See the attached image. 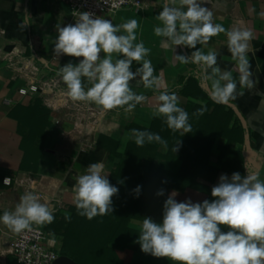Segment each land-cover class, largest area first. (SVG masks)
<instances>
[{
	"label": "crops",
	"instance_id": "1",
	"mask_svg": "<svg viewBox=\"0 0 264 264\" xmlns=\"http://www.w3.org/2000/svg\"><path fill=\"white\" fill-rule=\"evenodd\" d=\"M164 2L144 0L140 9L124 8L111 16L112 23L117 26L136 19L138 27L134 43L143 42L150 49L145 58L151 61L155 82L145 86L139 75L129 82L132 91L144 95L145 100L130 112L125 108L104 110L93 103L102 112L97 113L94 120H89L88 127L78 128L65 116L56 123L55 118L62 116V112L47 107L39 96L23 95L18 91L27 81L33 80L35 74L55 76L62 66L68 63L77 65L82 59L63 54L57 56L54 52V41L58 36L55 25L59 22L61 26L75 24L69 6L61 0H0V216L5 210L13 211L26 192L37 194L54 215L52 223L39 226L46 231L51 243L62 249L65 227L69 222L65 216L71 215L75 205L72 189L76 177L85 174L93 163H103L107 178L115 168L109 152L96 143L99 134L114 138L118 143L117 150L127 157L126 146L129 140L135 139L132 130L148 127L153 121L165 118L155 114L161 92L175 93L178 106L191 114L193 122L204 121L212 112L213 103L205 108L209 98L195 85L185 82L188 77L199 76L202 88L212 97V80L205 79L199 65L177 59V55L191 57L197 49L205 54L210 49L215 50L216 66L232 72L237 88L235 98L226 102V109H234L231 123L237 121L242 125L244 141L231 143L216 134L209 149L185 146L183 154L167 164L171 177L162 183L160 190L164 194L157 201L164 203L173 191L178 193L177 202L188 199L193 203L206 199L212 201L211 189L219 183L220 176L231 178L234 172L246 176L248 170L264 180V0H197L201 7L212 12L214 24H221L225 29L243 28L252 32L246 53L251 74L243 85L240 83L241 73L236 70L237 61L233 60L227 47L226 33L212 37L206 46L197 44V49L175 46L167 38L155 34L154 29L163 26L157 16L163 10ZM174 6L180 5L177 2ZM120 34L126 33L121 30ZM100 55L103 58L104 54ZM114 56L118 57V54ZM142 63L134 61L130 70L135 73ZM208 73L211 74V69ZM83 79L87 89L90 84ZM36 103L48 108L49 126L42 139L28 141L31 136L29 125L22 122L20 116H11L10 112L17 105ZM201 108L206 109L202 115L198 114ZM198 132L192 129L188 135ZM160 150L167 149L162 147ZM239 154L244 157L243 163ZM28 155L34 158H26ZM5 178L10 179V183L5 182ZM147 206L146 203V210ZM151 210L149 213L143 208L137 211L128 226L140 231L145 217L162 222L163 209L156 205ZM222 231L227 228L222 227ZM16 234L0 222V264H17L10 253V243ZM137 241L129 245L122 243L118 249L117 256L122 264H174L145 254Z\"/></svg>",
	"mask_w": 264,
	"mask_h": 264
},
{
	"label": "clouds",
	"instance_id": "2",
	"mask_svg": "<svg viewBox=\"0 0 264 264\" xmlns=\"http://www.w3.org/2000/svg\"><path fill=\"white\" fill-rule=\"evenodd\" d=\"M177 2L179 7L174 6ZM162 9L157 18L163 26L154 29L157 36L167 38L175 46L197 49V44L206 46L212 37L226 33L228 50L241 73L240 83L248 81L251 73L246 53L252 39L250 30L225 29L214 24L212 12L201 7L197 0H165ZM74 17V25L61 26L60 22L55 25L58 32L55 54L82 58L77 65L68 63L57 73L66 85V95L73 101L94 103L104 110L132 111L145 97L134 93L129 82L137 75L145 86L156 80L151 61L145 58L150 49L143 42L134 43L137 20L117 26L89 12H79ZM121 30L126 34H120ZM177 59L183 63L191 61L203 69L205 79L212 80L214 100L227 102L235 98L236 81L231 71L216 66L215 50L205 54L197 49L191 57L177 55ZM134 61L139 64L143 61L135 73L130 70ZM83 78L90 84L87 89ZM157 99L155 114L164 116L169 128L191 131L188 113L178 106L175 93L161 92ZM205 110L198 109V114ZM132 135L138 146L144 144L145 138L149 142L160 140L156 134L136 129ZM247 173L242 176L234 172L231 178L221 175L219 183L211 189L212 201L177 202L178 193L173 191L164 202L162 222L157 223L151 217L143 219L137 241L141 251L174 264H264V180L248 170ZM72 190L78 214L88 219L112 212V198L119 191L107 179L104 165L99 162L89 165L85 174L76 177ZM134 191L139 194L140 186ZM163 194V190L157 192ZM70 218L65 216L67 220ZM53 220V210L33 192H26L13 211L5 210L0 216V222L15 233L31 231L34 224H50ZM222 227L227 231H222Z\"/></svg>",
	"mask_w": 264,
	"mask_h": 264
},
{
	"label": "trees",
	"instance_id": "3",
	"mask_svg": "<svg viewBox=\"0 0 264 264\" xmlns=\"http://www.w3.org/2000/svg\"><path fill=\"white\" fill-rule=\"evenodd\" d=\"M187 55H189L188 52ZM185 82L193 84V87L195 85L204 96L209 98L210 101L205 108L214 104V109L204 121L193 122L191 114L188 113V123L194 125L191 130L197 129L199 132L190 136L188 135L190 132L185 133L182 130L169 128L166 118L155 120L148 127L137 128V130L156 134L160 140L149 142L145 138L142 146H138L135 139L129 140L126 146L127 157H123L117 150L118 143L114 138L99 134L96 139L97 145L104 147L109 152V159L115 162V168L107 178L119 189L118 194L112 198L113 211L88 219L79 215L74 205L71 218L65 227L63 248L59 249L61 255L69 256L76 264H122L117 256L118 249L122 247V243L129 245L138 239L140 232L128 226L130 219L142 208L147 213L152 211V206L157 205L160 206V210L163 209L164 203L157 201L160 198L157 192L161 189L162 183L171 177L167 164L179 154L182 155L185 146L209 149L216 134L222 135L231 143L244 141L242 125L237 121L231 123L235 114L234 109L231 107L226 109L228 106L226 102L214 100L202 88L199 76L188 77ZM196 107L193 108V113ZM10 115L20 116L21 121L29 125L31 136L29 135L28 141L40 140L45 136L49 126L48 108L37 103L31 106L17 105ZM231 143H228L229 147ZM162 147L167 150H160ZM31 157L34 158L30 155L26 158ZM239 158L243 163L244 157L239 154ZM179 176L182 177V174ZM137 186H140L139 194L134 191ZM146 203L147 210L144 208ZM14 259L17 263L15 257Z\"/></svg>",
	"mask_w": 264,
	"mask_h": 264
},
{
	"label": "built area",
	"instance_id": "4",
	"mask_svg": "<svg viewBox=\"0 0 264 264\" xmlns=\"http://www.w3.org/2000/svg\"><path fill=\"white\" fill-rule=\"evenodd\" d=\"M67 4L71 13L89 12L93 17L99 16L111 20V16L124 8L140 9L144 0H61ZM10 60V59H9ZM20 94L39 96L49 108L62 112V116L55 118L59 123L65 116L73 120L78 128L88 127L89 120H94L102 109L93 103L73 101L66 95V85L55 76L35 74L33 80L18 89ZM9 102V100H7ZM5 180V179H4ZM7 183H10L8 179ZM10 253L18 264H55L61 255L50 241L46 231L37 225L32 230L17 233L11 240Z\"/></svg>",
	"mask_w": 264,
	"mask_h": 264
},
{
	"label": "water",
	"instance_id": "5",
	"mask_svg": "<svg viewBox=\"0 0 264 264\" xmlns=\"http://www.w3.org/2000/svg\"><path fill=\"white\" fill-rule=\"evenodd\" d=\"M55 264H76V262L67 255H60Z\"/></svg>",
	"mask_w": 264,
	"mask_h": 264
}]
</instances>
